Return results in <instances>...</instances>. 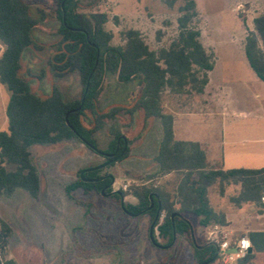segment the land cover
<instances>
[{
	"label": "trees",
	"instance_id": "obj_1",
	"mask_svg": "<svg viewBox=\"0 0 264 264\" xmlns=\"http://www.w3.org/2000/svg\"><path fill=\"white\" fill-rule=\"evenodd\" d=\"M81 1L53 0L57 27L51 45L53 51L47 60L49 73L53 81L77 73L83 87L79 98L66 100L55 86L43 95L31 89L21 71L24 53L42 49L34 35L37 21L27 0H0V45L3 47L0 85L10 92L5 107L7 127L0 131V197L22 189L36 198L40 179L30 147L55 145L75 138L90 151L105 157L106 164L79 171L67 191L107 196L131 218L146 215L150 221L148 237L152 245L167 249L180 236L189 242L194 264L214 263L219 256L218 245L194 243V229L184 214L196 217L203 228L225 226L224 216L210 206L209 188L219 184L220 194H223V184L233 183L240 186L238 196L231 199L233 203H261L264 168L208 170L205 153L198 143L174 140L173 117L163 113L161 94L166 90L176 96L203 93L207 74L214 66L200 40L195 0H181L176 20L177 36L167 48L157 52L150 50L140 32L134 29L122 31L121 44L113 46V35L104 28L107 14L79 13L78 10L84 8ZM87 1L86 7L92 9L105 0ZM177 1L167 0L166 4L173 7ZM243 54L251 71L264 83V12L253 19L252 30L247 31L244 39ZM109 76L115 77L121 85L139 88L129 113L140 111L144 119L160 118L162 137L155 159L157 175L179 177L173 194L163 186L145 185L132 187L128 192L113 191L114 177L102 172V168L122 161L128 153V142L118 133L110 132L114 137L105 151L98 150L91 138L114 118L113 113L104 114L98 102L103 82ZM87 122L92 124L89 129L85 126ZM8 165L13 168L9 170ZM127 196L133 197L136 203L125 204L123 199ZM155 231L164 245L157 242ZM9 234L10 228L0 221L1 251ZM248 260L247 254L236 264H247ZM0 264L12 263L3 261L0 256Z\"/></svg>",
	"mask_w": 264,
	"mask_h": 264
},
{
	"label": "rangeland",
	"instance_id": "obj_2",
	"mask_svg": "<svg viewBox=\"0 0 264 264\" xmlns=\"http://www.w3.org/2000/svg\"><path fill=\"white\" fill-rule=\"evenodd\" d=\"M166 1L105 0L98 7L89 9L86 7L89 1L82 0L84 8L78 12L106 13L108 21L104 28L113 35V46L121 44L119 35L122 31L134 29L140 32L149 49L157 52L167 48L177 36L176 20L182 1L175 2L173 7H169ZM27 3L37 21L34 35L42 49L24 53L22 75L29 80L31 89L37 95L49 93L55 86L66 100L79 98L83 87L77 73L56 81L52 80L49 73L47 60L53 51L51 45L57 27L53 0H27ZM195 3L201 43L216 65L213 78L230 97L229 113L238 111L243 114L240 119L230 121L227 130H239L246 139L255 137L262 140L255 145L247 141L238 145L241 157L235 156L233 165L236 168L244 165L246 169H260L264 167V84L250 70L243 54V45L247 31L252 30L253 19L264 12V0H195ZM2 51L0 45V56ZM127 88L117 83L112 76L107 77L102 85L99 108L104 114L113 113L114 118L94 132L91 138L101 151H105L113 140L114 134L110 136V132L120 134L128 142L127 156L120 162L102 168V172L116 179L117 183L112 185L113 191L128 192L132 187L145 185L163 186L173 194L178 176L172 175L161 183V177H158L157 172L152 173L153 170L148 171L150 173L140 170L128 172L124 165L129 161L142 164L134 160L139 157L137 151L143 143L140 138L145 131V127H141L142 113H129L139 88L134 85ZM255 94H259V98ZM9 97L7 88L0 85V131L7 127L5 107ZM130 97H133L132 100ZM177 100L187 109H193V105L200 108L201 99L197 97L182 96ZM220 122L218 119L190 117L182 125L186 134L184 137L199 138L207 130L213 133V138L219 139L223 128ZM85 126L89 129L92 124L87 122ZM151 132L155 134L154 128ZM252 148L257 149L254 154ZM29 151L39 175L40 190L36 198L22 189H16L10 196L0 197V221L10 228L3 251L0 249L3 261L12 264L195 263L189 242L180 236L167 249L152 245L147 235L148 216L131 218L107 196L67 191V187L76 181L79 171L103 167L106 164L105 157L90 151L75 138L55 145H33ZM223 154L221 149L218 150L214 159L220 160ZM7 168L11 170L13 166L8 165ZM126 173L131 175L127 176L129 179L124 177ZM228 185L232 187L227 190L229 196L235 198L237 190L233 188L240 189L239 185L228 183L223 184V187ZM211 188L208 190V199L213 208L219 207L222 196L220 186L215 184ZM123 202L133 205L136 200L127 196ZM202 234L200 242L198 239L196 242L207 241L203 229ZM155 236L159 244H165L157 237V233ZM216 264H222V260Z\"/></svg>",
	"mask_w": 264,
	"mask_h": 264
},
{
	"label": "crops",
	"instance_id": "obj_3",
	"mask_svg": "<svg viewBox=\"0 0 264 264\" xmlns=\"http://www.w3.org/2000/svg\"><path fill=\"white\" fill-rule=\"evenodd\" d=\"M215 63L212 71L208 72V82L204 87L203 93L199 95H192L190 97L199 98L201 102H199L200 108H196L195 105L193 109H187L184 105L180 103L179 99L182 96L171 95L168 90L164 91L161 94V104L163 108L164 114H169L173 117V135L175 141L182 142H195L198 143L201 149L204 151L206 156V168L208 170H221L227 171L232 169H246L244 165H238L236 168L233 161V158L236 156L237 158L241 157L240 148H237L241 143L250 142L255 145L258 144L259 141H262L255 137L252 140L246 139L244 137L243 132H239V130L230 129L227 130V125L234 122L237 119H240L243 116L242 112L231 111L229 113V106L231 105L228 94L224 93L222 89L219 87L218 83L213 78V73L215 71ZM251 70V69H250ZM253 73V72H252ZM254 74V73H253ZM255 76V75H254ZM256 77V76H255ZM257 79V77H256ZM260 81V80H259ZM261 82V81H260ZM264 84V83H263ZM131 86V84H129ZM125 88L129 89L130 86L124 85ZM167 95L164 97V95ZM185 96V95H184ZM256 98H259V94H255ZM163 97L165 99H163ZM133 97H130L132 100ZM167 99V100H166ZM120 104V103H119ZM233 110V109H232ZM139 112V111H136ZM134 114V113H133ZM190 117H204L207 119H218L220 120L221 126V134L219 139L213 138V133H208L207 130L204 132L203 136L186 138L184 137L186 134L183 128V122ZM142 119V128L145 129L144 133H142L140 141L142 145L138 147V156L134 161H138L142 164H137L135 162L129 161L127 164H124L127 167L128 172H137L138 170L148 172L153 170L152 173L158 171V164L155 161L158 153V146L161 141V122L160 118H149ZM152 128L155 130V134L151 132ZM253 136V135H250ZM127 147V146H126ZM224 152L221 156L220 160H215V153L220 150ZM257 149L252 148L251 152L254 154ZM235 159V158H234ZM126 160H124L125 162ZM233 162V163H232ZM130 163V164H129ZM152 166V167H151ZM153 168V169H151ZM264 168V167H262ZM260 168V169H262ZM248 170H258V169H248ZM150 173V172H148ZM131 174V173H130ZM173 174L165 175L160 178V181H165V179L172 177ZM131 176L126 173L124 176L125 179H129ZM131 178V177H130ZM114 184L117 183L114 178ZM214 186V185H213ZM212 186V187H213ZM231 186V185H230ZM229 185L224 188L223 194L220 197V205L219 207L213 208L216 213H221L224 216L226 225H211L208 227H200L198 225V219L191 214H184L186 219L191 223L194 232L192 239L196 244L199 243L202 239V229L205 230L208 241V233L212 230L214 226H218L220 231L227 232L230 234V239L232 240V245H234L240 237H247L250 241L251 248L249 256L248 264H264V204L262 203H238L235 204L231 201L233 196H229L228 189H232ZM234 186V185H233ZM238 186V185H237ZM240 187V186H239ZM212 189L211 187L209 190ZM236 196H238L240 189L237 187ZM210 202V201H209ZM137 218V217H136ZM149 217L146 220L147 224V235L149 236ZM183 238V237H182ZM184 239V238H183ZM196 239L199 242H196ZM186 240V239H185ZM205 242V243H206ZM175 244V242H174ZM234 251V248L231 247L228 250L221 251L219 253L218 259L214 261L212 264H216L218 261L222 260V264H235L239 259H231V255ZM221 254V255H220Z\"/></svg>",
	"mask_w": 264,
	"mask_h": 264
},
{
	"label": "built area",
	"instance_id": "obj_4",
	"mask_svg": "<svg viewBox=\"0 0 264 264\" xmlns=\"http://www.w3.org/2000/svg\"><path fill=\"white\" fill-rule=\"evenodd\" d=\"M127 184L123 186L126 190ZM261 203L264 204V195L261 197ZM155 233H157L155 231ZM208 241L216 243L220 251L234 248L235 253L231 255V259H243L251 248L250 241L247 237H240L238 241L232 245L230 234L220 231L218 226H214L208 233Z\"/></svg>",
	"mask_w": 264,
	"mask_h": 264
},
{
	"label": "water",
	"instance_id": "obj_5",
	"mask_svg": "<svg viewBox=\"0 0 264 264\" xmlns=\"http://www.w3.org/2000/svg\"><path fill=\"white\" fill-rule=\"evenodd\" d=\"M217 247V246H216ZM218 253H220L221 251L219 250V248L217 247ZM232 254L235 253V251L231 252ZM248 253H250V250L248 251Z\"/></svg>",
	"mask_w": 264,
	"mask_h": 264
}]
</instances>
